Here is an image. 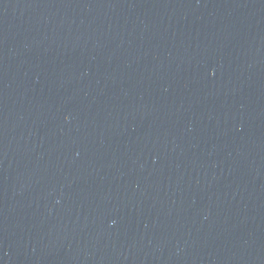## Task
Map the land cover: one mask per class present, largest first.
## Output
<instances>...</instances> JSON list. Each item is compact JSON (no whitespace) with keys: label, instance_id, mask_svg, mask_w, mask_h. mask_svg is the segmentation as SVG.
Returning <instances> with one entry per match:
<instances>
[{"label":"water","instance_id":"obj_1","mask_svg":"<svg viewBox=\"0 0 264 264\" xmlns=\"http://www.w3.org/2000/svg\"><path fill=\"white\" fill-rule=\"evenodd\" d=\"M0 264H264V0H0Z\"/></svg>","mask_w":264,"mask_h":264}]
</instances>
